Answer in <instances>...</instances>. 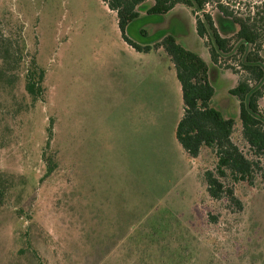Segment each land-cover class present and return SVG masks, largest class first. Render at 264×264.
Returning a JSON list of instances; mask_svg holds the SVG:
<instances>
[{"label":"rangeland","instance_id":"374dc122","mask_svg":"<svg viewBox=\"0 0 264 264\" xmlns=\"http://www.w3.org/2000/svg\"><path fill=\"white\" fill-rule=\"evenodd\" d=\"M227 1L239 16L261 2ZM0 34V264H264V158L250 181L224 180L238 206L208 195L216 156L176 140L181 89L161 45L135 50L102 0H0ZM163 34L210 64L211 106L252 157L229 93L242 73L212 65L183 4L126 28L140 45Z\"/></svg>","mask_w":264,"mask_h":264},{"label":"trees","instance_id":"16d2710c","mask_svg":"<svg viewBox=\"0 0 264 264\" xmlns=\"http://www.w3.org/2000/svg\"><path fill=\"white\" fill-rule=\"evenodd\" d=\"M102 1L115 12L124 40L135 50L148 52L161 45L169 55L183 104L175 126L176 140L190 157H197L202 147L213 150L216 164L213 170L204 172L206 191L214 199L223 195L238 206L239 200L224 180L250 181L259 157L264 158V110L258 102L264 92V0L252 15L246 16H239L227 0H151L149 4L146 0ZM176 4L192 10L196 34L202 38L212 65H224L236 74L242 73L229 93L238 100L241 137L254 158L232 141L234 120L211 106L214 88L209 78L210 64L176 42L172 34H163L153 45H140L126 36V28L138 16V9L147 14H163ZM207 4L215 5V15L205 10ZM11 56L18 61L17 51L12 49ZM224 60L228 63L221 64ZM34 65L32 61L35 71L25 74L24 84L32 101L40 96L43 77V71H36ZM51 169L48 166L47 171Z\"/></svg>","mask_w":264,"mask_h":264},{"label":"crops","instance_id":"0c3cea01","mask_svg":"<svg viewBox=\"0 0 264 264\" xmlns=\"http://www.w3.org/2000/svg\"><path fill=\"white\" fill-rule=\"evenodd\" d=\"M205 60V59H204ZM206 61V60H205Z\"/></svg>","mask_w":264,"mask_h":264}]
</instances>
